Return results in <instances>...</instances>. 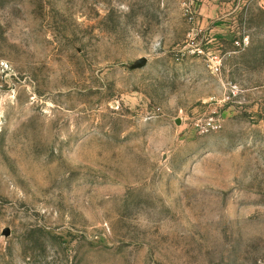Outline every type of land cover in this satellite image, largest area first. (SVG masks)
<instances>
[{
	"label": "rangeland",
	"instance_id": "374dc122",
	"mask_svg": "<svg viewBox=\"0 0 264 264\" xmlns=\"http://www.w3.org/2000/svg\"><path fill=\"white\" fill-rule=\"evenodd\" d=\"M0 264H264V0H0Z\"/></svg>",
	"mask_w": 264,
	"mask_h": 264
},
{
	"label": "water",
	"instance_id": "95a60500",
	"mask_svg": "<svg viewBox=\"0 0 264 264\" xmlns=\"http://www.w3.org/2000/svg\"><path fill=\"white\" fill-rule=\"evenodd\" d=\"M147 63V58L146 57H141L137 60V62L135 64H133V68H142L143 66H145ZM4 235H8L9 234V229H5L4 230Z\"/></svg>",
	"mask_w": 264,
	"mask_h": 264
}]
</instances>
